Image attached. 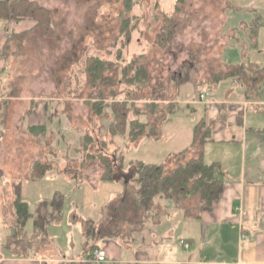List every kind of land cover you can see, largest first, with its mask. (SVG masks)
Wrapping results in <instances>:
<instances>
[{"label": "rangeland", "instance_id": "1", "mask_svg": "<svg viewBox=\"0 0 264 264\" xmlns=\"http://www.w3.org/2000/svg\"><path fill=\"white\" fill-rule=\"evenodd\" d=\"M35 1L49 9L51 24L39 22L24 33L14 35L7 51L14 54L10 56L9 84L24 97H37L39 100L47 97L51 102L49 126L54 129H49L47 134H38L40 136L31 142L24 139L22 144L24 142L25 145L21 149L25 152L22 155L26 157L27 146H31L33 157L49 161L56 170L62 167L71 179V194L65 184L55 181L50 185L66 194L67 208H71L70 199L73 198L74 202L88 207L87 214L93 218L102 217L104 221L110 220L123 227L125 219H132V213L136 211L135 195L131 190L134 188L128 182V186L123 184V179L129 175L122 170L117 172V179L102 180L105 166L97 152L104 146L105 152H116L117 156L124 157V171L131 166L133 158L157 160L165 157V163L172 167L176 162H185L196 155L199 141L188 148L185 155L177 154L170 158V150L166 151L168 145L162 143L167 137L161 133L160 124L176 113L195 118V107L199 104L190 100L198 99L201 90L209 93V99L213 98L209 91L219 81L218 75L235 73L236 79L244 83L250 82L252 77H260L262 72L257 70L264 69V11L259 33L255 35L250 30L248 16L258 9L250 7L246 0H183L179 6L175 5L177 0H132L129 10H125V0ZM163 10L173 14L172 20L167 19ZM127 15L131 19L130 26H133L129 43L120 32ZM243 23L247 26L243 27ZM169 30L171 34L166 41V37H161ZM119 55L120 65L136 58L135 63L144 64L147 70L148 76L141 83L124 80L115 90L118 97L128 100V117L149 119L147 128L156 129L157 138L142 135L132 141L126 129L125 134L111 136L110 105H106L101 114L92 109L90 96L102 87L99 81L110 73V69L100 71L95 85L86 70L87 64L94 61L90 57L116 60ZM228 62H255L257 65L249 63L245 69L236 71ZM246 85L248 91H253L257 83L252 81ZM104 89L109 94L107 87ZM218 90L213 93L215 96ZM235 94H238L236 89L228 92L230 97ZM248 114H251L249 122L259 120L264 124V111L250 110ZM11 115L9 113L8 121L13 120ZM198 124L200 135L207 124ZM62 133L65 137L60 139ZM87 133L93 134L97 141L89 140ZM52 135L54 142L51 144ZM158 138L163 141L153 142ZM87 142L94 154L85 149ZM214 145L203 143L207 153L203 159L211 162L222 158L225 160L223 169L227 171L224 177L235 178L241 170L240 159L234 154L231 157H213L220 153ZM168 148L171 149L172 145ZM235 151L236 146L232 153ZM253 164L260 176L262 163L252 162L251 157H247L248 176L252 173L250 167ZM22 178V171H19L15 180ZM52 188H44L43 192H51ZM119 189L122 190L117 194L112 191ZM260 217L264 219V212Z\"/></svg>", "mask_w": 264, "mask_h": 264}, {"label": "crops", "instance_id": "2", "mask_svg": "<svg viewBox=\"0 0 264 264\" xmlns=\"http://www.w3.org/2000/svg\"><path fill=\"white\" fill-rule=\"evenodd\" d=\"M246 1L250 7L258 9L248 16L250 30L256 35L264 0ZM33 25L27 18L11 21L9 25L0 19V264H264V219L260 217L264 212V124L248 120L251 116L248 111H264V79L257 83L255 90L248 91L246 83L239 82L235 75L221 78L209 91L213 98H208L209 93L200 98V93L204 92L201 90L198 99L190 100L199 104L195 107V118L176 113L161 125V133L167 139H152L168 145V153L179 152L192 146L196 125L207 124L205 142L215 144L220 151L213 157L234 154L240 159V172L235 178L224 179L220 197L210 206L201 207L193 197L179 203L160 198L153 211L146 215L136 201L132 219H125L126 225L121 227L102 217L93 218L87 214L90 209L74 202L72 197H69L72 198L71 208L65 206L66 194L50 185L58 181L67 185L71 194V179L62 167L56 170L52 165L40 178H30L32 164L39 157H33L31 146H27V156L23 157L25 150L21 147L25 143L22 141L31 142L40 136L38 134L54 129L49 126L51 102L47 97L28 98L13 90L9 84V68L10 56L14 54H8L6 45L11 32L31 29ZM245 26L247 24L243 23ZM235 89L238 94L228 96V92ZM9 113L13 120H7ZM32 125L42 126L34 129ZM63 137L65 135L60 134V139ZM171 145L172 148H168ZM234 146L236 151L232 153ZM205 151L203 146L202 158L207 155ZM247 157H251L252 162L262 163L260 176L254 164L248 176ZM164 158L141 159L165 162ZM214 161H219L223 169L225 160ZM19 171L24 178L15 180ZM49 187H53L51 192H43ZM121 190L112 191L117 194ZM56 191L64 194L61 214L50 221L45 230L39 231L35 215L40 200L51 198ZM17 197L27 202L28 217L23 226L17 223ZM92 224L98 231L94 239H90L87 232ZM99 245L106 249L105 261L94 259L93 250Z\"/></svg>", "mask_w": 264, "mask_h": 264}, {"label": "trees", "instance_id": "3", "mask_svg": "<svg viewBox=\"0 0 264 264\" xmlns=\"http://www.w3.org/2000/svg\"><path fill=\"white\" fill-rule=\"evenodd\" d=\"M183 0H177L175 5L179 6V2ZM133 4L132 0H125V10H129ZM165 16L167 19L172 20L173 14L167 11ZM30 19L33 21L34 25L39 22H45L46 24H51V15L48 8L39 4L35 0H0V19L4 20L7 25L11 21H19L22 19ZM131 19L127 15L123 19V24L120 32L125 36L126 43H129L130 35L133 26H130ZM33 25V26H34ZM163 31L166 29L163 27ZM29 30V29H27ZM27 30L19 32H11L7 41L6 50L9 48L11 41L15 34H22ZM167 34V35H166ZM161 38L167 41L171 31L167 32ZM121 35L122 37H124ZM94 61L87 64V75L91 82L95 85L97 81L95 80L100 71L105 69H110V73H107L99 81L100 87L93 96H90L92 109L96 114H101L106 105H110L112 120L110 121L109 134L115 135L116 133L125 134L127 130V135L130 140L136 141L142 135L152 136L157 138L158 132L154 131V128L148 129L149 119H144L140 117L129 118L128 113L130 111V105L126 98L118 97L116 86L124 82H136L141 83L146 78L147 70L144 64H136L134 58L126 63L120 65L119 58L117 59H104L99 56H91L90 59ZM249 64V63H248ZM236 71L245 69L246 63H230ZM261 70L262 74L260 77L255 76L250 78V82L258 83L264 79V69L259 68L257 72ZM133 71V72H132ZM100 73V75H101ZM120 73V74H119ZM243 73H245L243 71ZM235 73H225L218 75V79ZM248 75V73H247ZM262 76V77H261ZM244 78H249L250 76H243ZM250 82H246L248 85ZM94 85V84H93ZM104 87H107L109 94L105 91ZM249 88V87H248ZM107 98H110V102H107ZM162 124V123H161ZM160 124V127H161ZM202 124V123H201ZM127 125L130 128H127ZM42 125H32L34 129H40ZM200 125L195 127V137L192 146L199 141L197 145L199 151L196 155L191 156L187 161L176 162L172 167H169L165 162H149L144 159L133 158L130 160V167L127 171L123 170L124 157L117 156L116 152L107 153L103 150H99L97 154L101 155L102 163L105 166V171L101 175L102 180H115L117 179V172H126L129 176L127 179H123V184H131L134 189H131L134 193V199L139 203L141 212L143 215L148 214L149 211H153L158 199L164 198L166 200H171L172 202L179 203L193 197L196 202L199 203V207L210 204L217 198L220 197L224 188V175L225 170L222 169L219 161L205 162L202 158L203 143L206 141L208 134L207 130H204L200 135L197 130ZM126 129V130H125ZM89 140H96V137L87 133ZM199 135V136H198ZM105 142L106 139L103 138ZM102 142V139H101ZM86 150H89V142L86 143ZM187 149L179 152H171L170 158L174 155H185ZM90 154L92 151L89 152ZM51 163L48 161H42L39 158L36 159L32 164V169L30 172V178H40L43 176L48 168H51ZM132 179V180H131ZM20 183H17L19 185ZM157 198V199H156ZM64 203V194L60 191H56L51 198H44L40 200L38 210L35 215V226L39 231L45 230L48 223L53 219L57 218L62 211ZM17 210V223L19 226H23L28 217L27 202L20 197L16 198L15 201ZM48 206L51 207L48 210ZM90 223V222H89ZM96 229V228H95ZM94 226L90 227L88 232V237L92 239L96 236ZM94 235V236H93Z\"/></svg>", "mask_w": 264, "mask_h": 264}, {"label": "built area", "instance_id": "4", "mask_svg": "<svg viewBox=\"0 0 264 264\" xmlns=\"http://www.w3.org/2000/svg\"><path fill=\"white\" fill-rule=\"evenodd\" d=\"M208 92H202L200 93L201 98L205 97ZM245 235V234H243ZM94 259L97 261H105L107 258V252L103 245L97 246L93 250Z\"/></svg>", "mask_w": 264, "mask_h": 264}]
</instances>
